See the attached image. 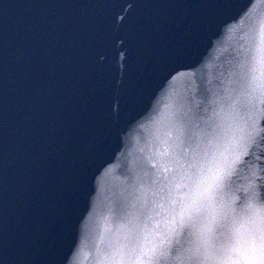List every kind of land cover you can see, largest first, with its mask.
I'll return each mask as SVG.
<instances>
[{"label":"snow or ice","instance_id":"snow-or-ice-1","mask_svg":"<svg viewBox=\"0 0 264 264\" xmlns=\"http://www.w3.org/2000/svg\"><path fill=\"white\" fill-rule=\"evenodd\" d=\"M73 7L82 11L55 21H23L19 36L43 38L55 24L63 41L102 59L95 49L106 44L100 37L108 35L110 6L89 0ZM136 7L140 11L132 21L134 40L143 73L151 77L180 62L188 39L207 19L193 12L178 15L175 9L211 12L220 5L216 0H137ZM4 8L0 0V15ZM239 55L229 87L217 93L198 86L186 98L184 110L174 115L172 137L148 157L154 179L148 186L133 185L128 199L120 202L121 223L99 236L96 264H264V166L251 169L246 196L227 195L238 169L251 165L246 157H254L258 165L264 161V32L251 37ZM179 71L172 68L169 78ZM26 102L36 107L34 99ZM79 112L73 124L62 123L55 130L43 121L40 127L21 124L18 143L23 155L15 164L17 187L11 200L0 182V264H5L9 243L29 264H41L40 257L54 251L63 205L73 193L79 165L95 151L85 109ZM241 119L242 147L229 155L225 144L237 140L232 129ZM65 142L70 148L56 159V146ZM8 164L0 150V176Z\"/></svg>","mask_w":264,"mask_h":264},{"label":"water","instance_id":"water-1","mask_svg":"<svg viewBox=\"0 0 264 264\" xmlns=\"http://www.w3.org/2000/svg\"><path fill=\"white\" fill-rule=\"evenodd\" d=\"M255 104H256V110L258 111L261 107L258 99L255 101ZM244 127H245V123L243 119L240 120L238 128L235 126L233 127L232 133L235 134L237 140H234L230 146L227 143L225 144L226 147H230V152L228 153L229 155H231L234 152H237L239 147H242V139H241L242 133L239 131V128H244ZM232 133L229 134V139H231ZM237 141H239V143ZM238 154L242 156L243 152H239ZM245 159L250 160L251 165L241 166L238 169V174L231 178L230 188L232 190L229 193H227L229 198L239 199L246 196L247 195L246 189L248 187V177L250 175L251 169L264 166V161H261L258 165L254 157H246Z\"/></svg>","mask_w":264,"mask_h":264}]
</instances>
